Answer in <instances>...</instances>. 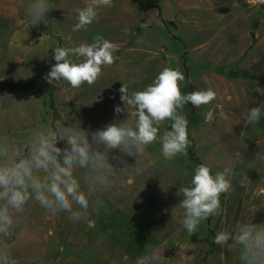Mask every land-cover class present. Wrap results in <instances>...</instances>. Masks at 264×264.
Segmentation results:
<instances>
[{
	"label": "rangeland",
	"instance_id": "374dc122",
	"mask_svg": "<svg viewBox=\"0 0 264 264\" xmlns=\"http://www.w3.org/2000/svg\"><path fill=\"white\" fill-rule=\"evenodd\" d=\"M30 2L0 0V144L8 145L12 159L27 154L16 141L26 140L32 128L60 124L88 131L126 119V112L115 113L116 105L125 107L119 89L128 84L130 92L143 90L165 67L185 75L183 93L211 88L217 96L199 109L191 103L183 109L191 141L187 155L166 160L157 139L146 147L139 173L122 172L111 155V169H76L82 188L99 197L107 212L100 207L73 221L66 212L50 213L30 201L11 235L0 236V249L17 264H135L147 247L161 248L158 264H240L239 246L229 250L213 239L239 224L264 223V117L252 125L244 119L264 104V66L256 64L264 56V5L113 0V7L97 9L98 19L86 30L73 31L78 10L91 0H49L54 8L46 14L48 23L37 25L26 14ZM97 35L119 49L93 85L73 88L45 79L56 63L55 48L91 44ZM171 123L164 121L158 136ZM125 159L137 167L134 158ZM201 163L213 175L226 167L236 175L231 193L220 196L219 212L190 235L180 223L179 189L192 186ZM241 174L248 176L244 187ZM106 178L115 183L104 191Z\"/></svg>",
	"mask_w": 264,
	"mask_h": 264
},
{
	"label": "clouds",
	"instance_id": "9594fccd",
	"mask_svg": "<svg viewBox=\"0 0 264 264\" xmlns=\"http://www.w3.org/2000/svg\"><path fill=\"white\" fill-rule=\"evenodd\" d=\"M113 6V0H91L78 10V22L72 30H86L98 19V8ZM53 8L49 0H31L26 14L32 25L42 21L47 24L46 14ZM46 38L44 34L42 42ZM118 49V44L101 35L95 36L91 44L57 47L54 49L56 63L45 79L49 83L67 81L73 88H80L85 83L91 86L102 77V69L118 59L114 56ZM70 56L83 58V62L75 63ZM183 81L185 75L179 69L165 67L143 90L130 92L129 85L123 84L119 91L125 107L116 105L115 113L126 112V119L88 131L60 124L32 128L26 140L16 141L26 147L27 154L23 158L12 159L8 145L0 144V236L11 235L19 214L30 201L37 202L50 213L66 212L73 221L86 219L90 211L98 212L100 207L107 212L99 197H93L90 190L82 188L75 174L78 168L96 171L107 166L111 169V155L112 159L119 160L122 172L131 169L139 173L141 169L137 165L141 163L146 147L157 139L166 160L187 155L191 141L189 121L182 114L183 109L189 103L199 109L215 100L217 93L211 88L183 93ZM262 117L264 104L248 110L245 124L258 123ZM166 120L172 121L171 130L158 136L160 125ZM60 142H65L63 147L58 146ZM125 157L134 158L137 167L129 166ZM235 175L230 167L213 175L207 164L196 166L192 186L179 189L183 197L179 207L184 210L180 223L188 234H195L203 221L219 212L220 196L231 193ZM247 180L248 176L241 174L240 186L244 187ZM113 183L114 179L106 178L104 191ZM213 242L229 250L239 246L240 264H264V223L247 222L237 225L232 232L220 231ZM160 252V247H147L135 264H158ZM0 264H17V261L7 250L0 249Z\"/></svg>",
	"mask_w": 264,
	"mask_h": 264
},
{
	"label": "built area",
	"instance_id": "2783aa9c",
	"mask_svg": "<svg viewBox=\"0 0 264 264\" xmlns=\"http://www.w3.org/2000/svg\"><path fill=\"white\" fill-rule=\"evenodd\" d=\"M251 5H264V0H248Z\"/></svg>",
	"mask_w": 264,
	"mask_h": 264
},
{
	"label": "crops",
	"instance_id": "0c3cea01",
	"mask_svg": "<svg viewBox=\"0 0 264 264\" xmlns=\"http://www.w3.org/2000/svg\"><path fill=\"white\" fill-rule=\"evenodd\" d=\"M256 64H258V66H260V67L264 66V56L261 57V60L258 63H256Z\"/></svg>",
	"mask_w": 264,
	"mask_h": 264
}]
</instances>
